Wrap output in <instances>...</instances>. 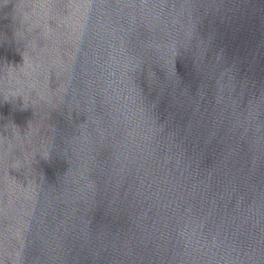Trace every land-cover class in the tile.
Listing matches in <instances>:
<instances>
[{
	"label": "water",
	"instance_id": "obj_1",
	"mask_svg": "<svg viewBox=\"0 0 264 264\" xmlns=\"http://www.w3.org/2000/svg\"><path fill=\"white\" fill-rule=\"evenodd\" d=\"M0 264H264V0H0Z\"/></svg>",
	"mask_w": 264,
	"mask_h": 264
}]
</instances>
